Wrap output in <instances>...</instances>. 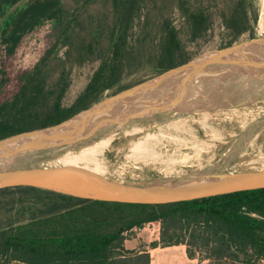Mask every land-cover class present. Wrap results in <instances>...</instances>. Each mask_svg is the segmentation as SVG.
<instances>
[{"label":"trees","instance_id":"1","mask_svg":"<svg viewBox=\"0 0 264 264\" xmlns=\"http://www.w3.org/2000/svg\"><path fill=\"white\" fill-rule=\"evenodd\" d=\"M154 1L79 0L75 13L63 0H0V140L57 125L89 108L119 84L124 69L163 72L184 64L181 32L168 19L160 23L158 50L146 26L135 50L129 47L137 16ZM100 3L109 4L113 20L110 27L97 25L87 43L79 36L81 9ZM234 4L223 22L237 39L251 30L250 0ZM178 9L190 40L202 37L208 16L184 0ZM49 23L53 29L43 50L38 48L37 61L22 64L19 51L25 39ZM95 56L100 60L96 72L66 107L63 99L71 85L66 66L54 89L48 87L47 67L55 59L80 65ZM13 212L14 218L0 221V264H150L146 250L130 251L124 243L134 229L155 222L162 225V234L152 247L184 244L199 264L264 261V189L171 204L90 201L32 187L0 189V214Z\"/></svg>","mask_w":264,"mask_h":264},{"label":"rangeland","instance_id":"2","mask_svg":"<svg viewBox=\"0 0 264 264\" xmlns=\"http://www.w3.org/2000/svg\"><path fill=\"white\" fill-rule=\"evenodd\" d=\"M179 1L180 0H155L148 8L142 9L129 32V47L134 49L135 41L139 33L143 27L146 26V29L151 32V38L155 39L154 48L158 50L161 40L159 27L163 19H168L172 25L181 32L182 54L186 60L185 63L235 44L255 38H264V0H250L249 21L251 30L237 39H235L231 30H229L223 22V14H229L232 11L236 0H184L193 10L203 11L209 18L208 30L196 41H191L189 38L186 18L178 9ZM63 2L68 11L75 13L78 11L79 0H63ZM112 20L109 4L100 3L91 7L83 8L81 9L79 18V36L81 38L86 37L88 43L93 39L94 29L98 27L97 25H99V27H110ZM52 29L53 25L52 23H49L39 29L36 34L25 39V42L19 51V56L22 58V64L27 65L31 64L33 61H37L38 58H36V55L38 48L41 51L43 50L45 39L46 37H49ZM75 41L77 43L79 42L77 39ZM76 51L77 48L74 49L73 55H76ZM63 53L64 52H61L60 58L63 57ZM72 59H74V56ZM99 61L98 57L95 56L84 64L72 65L69 61L66 63L65 60L60 62L55 59L50 62V65L47 67L48 87L50 89L56 88V84L63 71L62 65H65L71 85L63 100L66 107L70 106L88 85L99 66ZM136 65L137 63L135 62L132 69H135ZM232 67L236 69L235 66ZM161 72L162 71L154 72L149 67H144L133 73H130L128 69H124L119 84L112 89L105 91L100 96L98 102L138 85L143 81L151 79L159 75ZM201 75H203V78L198 79L194 85L182 92L180 99L182 102L217 101V104H220L222 101L220 105H214L207 109V112L211 115H215L214 118L216 122L214 121V123L212 121V127L217 133H206L205 130L196 123L198 120L197 116H199L201 112L192 115H184L190 116V118L188 117V121L185 123L184 128H187L186 131L190 130L194 133H181L176 129H167L161 134V139H155L151 144L145 146L154 147L158 144L156 146V156L143 158V156L135 155L132 151V147L140 138L159 130V128L155 129L151 127L154 125V122H145L143 124H145L146 127L143 132L136 136L126 137L123 134L115 136L112 141V146L94 157L93 161L96 162L95 164L97 167L104 170L105 178L108 183L115 186L120 185V187L122 186L125 188H140V185L141 187L154 186L153 184H159L162 180L165 181L177 177L179 178V176L199 175V171L203 172L202 169H198L200 162L204 165L210 163L212 165L211 167H219L217 172H219L220 177H225V174L234 176L264 171V123H261L264 120V99L256 102L254 101L253 103H246L245 101L248 97L249 99L251 97L254 98L255 96L260 98L259 95L262 91L257 89L256 84L249 79L240 81L236 84L240 77H233L231 71H227L226 66L223 65L208 67L201 72ZM252 91L255 92L252 93ZM241 93H247V95L245 97L236 96L235 101L237 102L234 104L238 105L243 102L245 103L232 109V104L227 98ZM167 94H169V92L164 89H157L149 93H143L134 97L133 101L130 105H127V107L138 102L139 104L137 106L134 105L133 109L139 110L143 107L142 104L148 103L146 101L147 99L161 98ZM232 113H234V116ZM137 121L139 122L140 120ZM217 134L219 135L217 136ZM98 135L99 137H94L92 142H90L91 140L87 141L86 143H90L83 145L84 148L86 147L90 149L91 147L100 144L102 142V139L100 138L105 137L107 134L101 133ZM241 137L246 138V141L243 142ZM160 140L161 142H159ZM242 142L244 145H242ZM232 148L240 150L239 154L235 157L228 156L234 150ZM68 149L69 148L59 151L63 156L54 158V161H52L50 166L52 169L70 168L71 164L75 162L78 157H81L79 151L68 153ZM80 151L84 152L85 150L82 149ZM186 157H188L189 160H187L188 158ZM178 160L180 161L178 162ZM170 161H172L171 164ZM11 164H13V168H27L31 170L35 168L42 170V168H44L41 165L40 159L35 160L30 157V155L22 156ZM31 164L33 168L30 167ZM83 164L92 165L88 164V162ZM191 164L193 166H190ZM163 169L166 171L164 172ZM213 175L215 174L209 176ZM15 213L16 212H13L12 214H0V221L10 219L11 216V218H14ZM143 228H146L144 235L147 241H152L155 238L154 234L157 236L158 233L161 238L162 225L159 222H155L153 225L146 224ZM135 230L137 229H134V231ZM150 243L152 244L153 242ZM199 256L203 257V255H200V253L197 252V257ZM210 263H212L210 260H205L203 262V264ZM257 264H264V261H259Z\"/></svg>","mask_w":264,"mask_h":264},{"label":"water","instance_id":"3","mask_svg":"<svg viewBox=\"0 0 264 264\" xmlns=\"http://www.w3.org/2000/svg\"><path fill=\"white\" fill-rule=\"evenodd\" d=\"M214 65L226 66V70L231 71L233 77L239 76L236 84L249 79L262 91L259 95L261 99L256 96L250 99L248 97L246 103L264 99V38H255L165 70L57 125L1 139L0 189L32 187L90 201L153 204L179 203L264 189V171L234 176L225 174V177L184 176L165 180L154 186L125 188L91 179L84 172L73 168L31 170L13 168L11 164L22 156L30 155L36 160L63 149L86 145L100 132L118 131L130 121L140 120L138 123L143 127H146L143 124L145 122H154L152 126L156 129L162 126L172 113L193 105L188 101L181 103V93L203 78L201 72L204 69ZM157 89L167 90L169 94L161 98L147 99L148 103L142 104L143 107L139 110L133 109L138 102L127 107L134 97ZM243 103H231V107H239ZM261 123H264V120ZM87 141L90 142L86 143Z\"/></svg>","mask_w":264,"mask_h":264},{"label":"bare ground","instance_id":"4","mask_svg":"<svg viewBox=\"0 0 264 264\" xmlns=\"http://www.w3.org/2000/svg\"><path fill=\"white\" fill-rule=\"evenodd\" d=\"M262 2V1H261ZM262 18V17H261ZM262 23V22H261ZM263 24V23H262ZM261 24V25H262ZM263 29V28H262ZM263 36V35H262ZM228 95V94H227ZM247 93H241L239 95H233L232 97L227 98L228 101L230 103H235L237 101H235L236 96L240 97V96H246ZM202 99V98H201ZM221 101V100H220ZM219 101V102H220ZM187 102V101H186ZM186 102H181V103H186ZM191 105L189 108L187 109H181L175 113H172L171 115H169L165 121V123L158 127L159 130L153 132V133H149L146 136H144L143 138H140L136 144L132 147V151L134 152L135 155L137 156H143V158H146L148 156H156L157 154V149L156 146L158 144H156L154 147H145L148 144H151L155 139H161V134L164 133L167 129H176L177 131L181 132V133H194L191 132L190 130L186 131L187 128H184L185 123L188 121V117L190 118V116H184L187 114H195V113H199L201 112V114H199V116H197L198 120L196 123H198L204 130L206 133H217L216 130L213 129L212 127V123L216 120L214 118V114H210L209 112H207L208 108L214 106V105H220L222 103L217 104V101H188ZM234 107H232L233 109ZM232 115L234 116V113H232ZM213 121V122H212ZM214 122V123H215ZM252 123V122H251ZM255 125V124H252ZM153 127V126H152ZM184 128V129H183ZM145 129V127H143L141 124H139L136 121H130L129 123L125 124L123 127H121V129H119L118 131H102L100 133H110L108 135H105V137L100 138L102 139V142L98 145H95L94 147L89 148H84L83 145L81 146H77V147H73V148H69L67 151L69 152H75V151H79V153L81 154V157H78V159L73 162L71 164L70 168L73 169H77L80 170L82 172H84L85 174H87V176L91 179H95L98 181H101L103 183H108V181L105 178V173L104 170L100 169V167L96 166V162L93 161L94 157H96L97 155L101 154L102 152H104L105 150L109 149L112 146V141L114 139L115 136L117 135H121L123 134L124 136L128 137V136H136L138 134H140L141 132H143ZM99 133V134H100ZM254 133V132H253ZM257 133V132H255ZM98 135V134H97ZM95 137H99L98 136ZM219 134H217L218 136ZM163 140V139H162ZM241 140L244 142L246 141V138L241 137ZM161 142V140L159 141ZM242 142V145H244V143ZM84 149V152H81L80 150ZM229 149V148H228ZM231 149V148H230ZM234 149V148H232ZM226 151V150H225ZM231 152V151H230ZM240 152L239 149L236 150V148L232 151V153H230L231 157H235L236 155H238ZM197 154V153H196ZM199 154V153H198ZM241 154V153H240ZM185 155V154H184ZM63 156V154L61 152H54L52 154H50L49 156H44L39 158L41 165L44 167V169L46 170H52V168L50 167L52 164V161H54L55 157H60ZM188 156V155H187ZM240 156V155H239ZM135 157V156H133ZM241 157V156H240ZM136 158V157H135ZM183 158V157H182ZM188 158V157H186ZM192 158V157H191ZM129 159V157H128ZM172 159V158H171ZM127 160V159H126ZM176 160V159H174ZM189 160V158L187 159ZM185 160V161H187ZM192 160V159H190ZM194 160V159H193ZM129 161V160H128ZM180 160H178L179 162ZM212 161V160H211ZM220 161V160H219ZM246 161V160H245ZM88 164H92V165H84L83 163H87ZM172 161H170L171 164ZM184 162V161H183ZM247 162V161H246ZM165 163V162H164ZM198 163V162H197ZM125 165V164H124ZM169 166V165H168ZM190 166H193L192 164ZM212 165L210 163H208V165H204L201 162L199 163V168L198 169H202L203 172H198L199 176H209L211 174H215L219 176V172H217V170L219 169V167H211ZM30 167H32V164L30 165ZM177 167V166H176ZM208 167V168H207ZM33 168V167H32ZM121 168V166H120ZM135 168V167H134ZM36 169V168H35ZM125 169V168H123ZM167 169V168H166ZM210 169V170H208ZM169 170V169H168ZM163 171L165 172L166 170L163 169ZM177 171V170H176ZM221 171V169H220ZM115 172V171H114ZM113 172V173H114ZM159 172V171H158ZM160 173V172H159ZM162 173V172H161ZM168 173V172H167ZM170 173V172H169ZM176 173V172H175ZM187 173V171H186ZM196 173V172H195ZM194 173V174H195ZM122 174V173H121ZM124 174V173H123ZM178 174V173H177ZM183 174V173H182ZM120 175V174H119ZM161 175V174H160ZM167 175V174H166ZM133 176V175H132ZM136 176V175H134ZM131 177V176H130ZM180 177V176H179ZM220 177V176H219ZM138 178V177H136ZM135 178V180H136ZM164 178V177H163ZM178 178V177H177ZM133 179V178H132ZM120 180V179H119ZM163 181V180H162ZM128 182V181H127ZM126 183V182H125ZM140 183V182H138ZM147 183V182H146ZM150 183V182H149ZM110 184V183H109ZM127 184V183H126ZM152 184V183H151ZM156 184V183H155ZM153 184V185H155ZM138 185V184H137ZM145 185V184H144ZM120 186V185H119ZM126 186V185H125ZM129 186V184H128ZM152 186V185H151ZM122 187V186H121ZM141 187V185H140ZM153 245V244H152ZM28 264V263H27Z\"/></svg>","mask_w":264,"mask_h":264},{"label":"crops","instance_id":"5","mask_svg":"<svg viewBox=\"0 0 264 264\" xmlns=\"http://www.w3.org/2000/svg\"><path fill=\"white\" fill-rule=\"evenodd\" d=\"M153 225V223H149ZM146 228L135 230L125 241L124 247L127 250L142 253L146 250L150 255V264H199L197 258L189 256L188 247L184 244L173 246L152 247L150 242L160 241L159 233L154 234L152 241H147L144 235ZM8 264H27L20 260H11Z\"/></svg>","mask_w":264,"mask_h":264}]
</instances>
